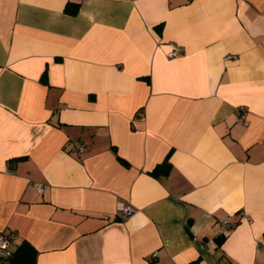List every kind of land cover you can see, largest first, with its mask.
Returning a JSON list of instances; mask_svg holds the SVG:
<instances>
[{
    "label": "crops",
    "instance_id": "0c3cea01",
    "mask_svg": "<svg viewBox=\"0 0 264 264\" xmlns=\"http://www.w3.org/2000/svg\"><path fill=\"white\" fill-rule=\"evenodd\" d=\"M0 231L36 264H264V0H0Z\"/></svg>",
    "mask_w": 264,
    "mask_h": 264
},
{
    "label": "built area",
    "instance_id": "2783aa9c",
    "mask_svg": "<svg viewBox=\"0 0 264 264\" xmlns=\"http://www.w3.org/2000/svg\"><path fill=\"white\" fill-rule=\"evenodd\" d=\"M182 53V48L177 44H172L171 50L168 52L167 56L169 58L177 57ZM239 123L244 122V114H241L237 119ZM74 152L83 153L86 148L82 143H75L73 147ZM39 191L43 190L41 185L38 186ZM122 217L126 218L133 213V209L129 206H120L119 210ZM235 223L231 222L230 218H225L220 222V226L223 232L228 231L233 227ZM17 243V236L13 233H5L0 231V264H4L5 260L8 259L13 254V245Z\"/></svg>",
    "mask_w": 264,
    "mask_h": 264
},
{
    "label": "trees",
    "instance_id": "16d2710c",
    "mask_svg": "<svg viewBox=\"0 0 264 264\" xmlns=\"http://www.w3.org/2000/svg\"><path fill=\"white\" fill-rule=\"evenodd\" d=\"M42 81L46 82V74L42 76ZM121 160V159H120ZM171 164L168 162V157L163 165L156 167L151 174L154 176H167L170 173ZM37 251L27 241L22 242L13 250V254L5 260L6 264H36Z\"/></svg>",
    "mask_w": 264,
    "mask_h": 264
}]
</instances>
